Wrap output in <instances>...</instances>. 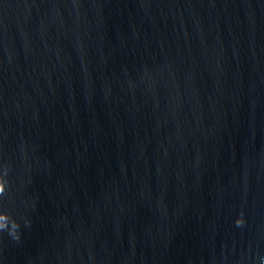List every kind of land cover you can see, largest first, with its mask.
<instances>
[{
  "label": "water",
  "instance_id": "1",
  "mask_svg": "<svg viewBox=\"0 0 264 264\" xmlns=\"http://www.w3.org/2000/svg\"><path fill=\"white\" fill-rule=\"evenodd\" d=\"M0 264H264V0H0Z\"/></svg>",
  "mask_w": 264,
  "mask_h": 264
}]
</instances>
